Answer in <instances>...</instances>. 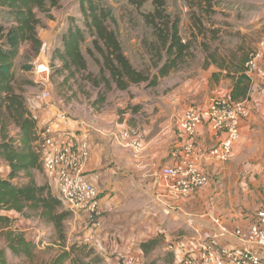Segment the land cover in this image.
<instances>
[{
    "label": "crops",
    "instance_id": "0c3cea01",
    "mask_svg": "<svg viewBox=\"0 0 264 264\" xmlns=\"http://www.w3.org/2000/svg\"><path fill=\"white\" fill-rule=\"evenodd\" d=\"M246 1H236L235 9L241 12L245 23L251 17L247 24L261 30V39L264 34V0ZM50 34L41 39L49 38ZM59 46L63 48L62 41ZM248 59L246 56L245 62ZM57 60L61 66L62 61L59 58ZM215 61H218L216 57L209 63L207 71H202V80L191 79L160 97L163 104L157 111L159 118L154 116L155 120L144 125V132L141 133L146 146L141 154L122 146L113 135L129 128V122H134L131 119L135 116L133 113L137 112L134 105L140 103L135 96L128 97L126 104L121 98L118 103H112L111 108L106 105L92 112L87 107L81 114L77 111L65 112L55 101L44 109L35 111L37 133L43 127H49L52 135L60 141L78 136L89 141L92 154L86 163L85 172L97 188L102 215L99 223L93 224L87 215L73 211L80 227L84 229L82 238L103 257L100 264H173L186 248H190L193 239L197 242L218 231L220 227L217 220L230 229L246 228L256 220V213L264 204V190H258V186H262L264 181L255 177L264 166V87L253 88L254 77L247 73L249 85L238 82L246 63L241 64L243 67L239 68L240 71L231 72L227 62L224 72L233 76L230 77L231 82H225L224 79L214 81L211 77L221 69H217L212 63ZM260 79L264 83L261 77ZM203 84H208V89L212 88V93H217L213 97L243 101L249 115L241 120V136L234 144L232 158L227 162L209 157L201 159L209 182L187 197L176 198L168 194L161 178V168L165 165L174 166L181 160L176 150V134L177 124L185 111L183 112V105L180 107L181 114L177 108L171 111L168 105H177L188 91H193L192 88L195 87L198 92ZM257 84H261L259 79L255 85ZM244 85L246 88L243 94L233 98ZM130 89L132 86L126 90ZM208 97L209 95L205 99ZM110 99L108 97L107 102ZM129 104L130 110L127 114L123 113L128 110L125 108ZM207 104L208 102L197 106L204 108ZM122 115L125 117L122 118ZM173 115L177 116L173 118ZM223 136V133H215L208 124H202L197 135V154L207 155ZM232 166H238L236 170L241 173L240 182L234 185L235 190L232 189L231 178H235ZM1 171L4 176L9 172L6 167ZM180 212L192 214V220L189 223L174 220L173 218H181ZM162 229L168 234L165 239L159 236ZM184 230H189L192 235L183 234ZM179 238L181 241L184 239L185 247L182 249L176 246L171 249L170 242ZM219 242L239 246L236 238L231 236H222Z\"/></svg>",
    "mask_w": 264,
    "mask_h": 264
},
{
    "label": "rangeland",
    "instance_id": "374dc122",
    "mask_svg": "<svg viewBox=\"0 0 264 264\" xmlns=\"http://www.w3.org/2000/svg\"><path fill=\"white\" fill-rule=\"evenodd\" d=\"M97 1L101 6L112 10L115 21H109V26L117 32L118 38L123 46L124 54L137 69L148 75L151 80L154 75H157V84L151 85L150 81H148L133 84L130 90H111L107 93V99L108 97L111 98L110 101L107 102L106 99L104 103H98L97 98L99 92L102 90L104 91V87H94L86 79L88 72L98 74L100 71V65L97 63L96 58H101V56L93 45L92 37L90 36H87V40L83 42V51L88 60V69L78 72L76 77H70L68 80H65V76L59 74L57 71L59 60H57L56 49H62L59 44L65 32L77 25L86 28V23L85 17L81 11V0H60L57 7H48L44 11H37L38 17L41 20L37 29L38 37L41 39L44 35L51 33L49 38L45 40L41 39L42 46L39 52H36L35 45L32 42H25L21 46L20 54L15 60L16 80L14 86L17 91L25 96L27 100L26 105L31 112L42 109V107L35 106L36 104L40 105L41 86L36 81L37 75L34 73L33 63L47 43L49 45L47 55L49 56L51 65L55 64L52 67L53 69L50 77V89L52 92V96L49 100L50 103L55 101L57 105L65 109V112L74 113L77 111L81 114L80 112H82V110L85 112L87 107H89L92 112L106 105L111 108L110 105L114 102L118 103V99L122 98L121 100L126 104V99L128 97L135 96L136 99L140 100V103L134 105L137 112L133 113L135 116L131 117V119H134V122L130 120L131 122H129L128 126L130 125V127L136 129L139 127L138 130L142 133L145 129L144 125L150 124L152 119L155 120L154 116L159 118L157 111H159V107L163 104L160 97L170 93L173 89L183 85L191 79L202 80V71H207L209 63L212 59L214 60L215 57L218 61L212 63L215 64L217 69L221 68L220 70H223L217 71V73H215L216 75L211 77L216 82L221 79H224L225 82H231L233 76L231 77L224 72V70L227 69L225 67L227 62L231 72L238 71L240 67H243L241 64L246 63L245 57H249L255 50H259L262 53L260 65L264 69V34L262 38L259 39L261 30L255 29L253 26L247 24L249 20H251V17L247 19L248 22L245 23L243 21L245 18L242 16L241 12L235 9L234 5L238 0H211V3H209L208 0H164V5L161 7L164 14L169 16L171 20H178L180 35L185 42L188 41L191 43L190 49L185 52V55L178 61V64L172 67L166 75L159 74L158 67L165 62V59H159L156 55V48L160 44L159 37L154 27L146 22L144 15L145 13H152L155 10L156 6L154 5V1L146 0L139 4H133L130 0ZM243 1L247 2L246 0ZM12 20V17L7 15V13H3L0 16V24H4L7 28L11 26ZM89 47L93 50L95 57L87 52V48ZM244 68V73H246V64ZM259 76V74H252V77H254L252 79L253 88L256 86L264 87V83L260 79L261 76ZM257 79L261 81V84L255 85ZM114 88H116L115 85ZM191 88L192 86H190V89ZM192 89L193 91H188L183 100L178 102L177 105H168V108L171 111L177 108L180 113V107L183 105V112H186L191 106L205 104L214 98V95H217L215 92L212 93V88H210L211 90L208 89V84L201 85L198 92H196L195 87ZM28 94L30 95L28 96ZM208 95L209 97L206 98V101L205 97ZM172 106L173 108H171ZM45 107L43 106V109ZM130 108L129 104L125 108L128 110L123 113L127 114ZM137 108H139V110H137ZM176 116L177 115H173V118ZM124 117L125 115H122V118ZM35 120L37 121V119ZM8 121V129L11 135L16 136L18 128L10 119H8ZM155 125L154 121V126ZM44 129L43 127L38 133V151ZM177 135L178 131L176 136ZM176 138L173 140L175 141ZM1 141L2 135L0 132V142ZM178 156L180 158L182 157L179 154ZM3 167H5V164L0 160V169L2 170ZM237 168L238 166H232L235 177L231 178L233 190H235L234 185H236V182L239 183L241 178V173L239 170H236ZM34 174L38 184H47L50 186L53 194L61 199L62 205L59 210L66 211L67 217L64 219L62 228L59 230L55 228L51 221L43 220V218L41 219L36 210H32L31 213L29 212L32 215L28 216V218H21L19 223L15 222V214L10 215L6 211L1 212L0 215L9 214V216L13 218L10 222H5L0 217V251L2 249L6 251L8 264H53L54 260L59 257L64 250L71 251V256L66 259L64 264H74L73 260L76 258L84 259L85 262H87L90 259L92 260L94 256H99L100 261L96 264H100L103 257L96 250H94L92 256L89 257L90 255L87 252H90L91 250H89V248L93 246L87 244L85 242L87 240L82 238L84 237V229L80 227L79 221L75 218L74 211L63 199L57 181L46 173L44 166H42L40 170H34ZM255 177L257 180L261 179L264 181V166H262L261 172ZM17 180L19 182L27 181L26 178L21 176L18 177ZM260 189L261 191L264 190V184L258 186V190ZM239 192L241 193L240 190ZM187 211L193 215H197V213L191 210ZM180 213V219H173L184 220V222L189 223L193 218L192 214ZM12 230H16V233H23L29 240L35 243L36 248L33 250L32 256L25 253H15L9 248L8 232ZM62 234L64 237H61ZM183 234L192 235L189 230H184ZM166 235L168 234H166L163 229L162 232H159V236H163V239L166 238ZM172 236L177 237L178 235ZM73 246L76 247L74 251H72ZM77 246H79L80 249H78ZM83 246H87V251L83 249Z\"/></svg>",
    "mask_w": 264,
    "mask_h": 264
},
{
    "label": "trees",
    "instance_id": "16d2710c",
    "mask_svg": "<svg viewBox=\"0 0 264 264\" xmlns=\"http://www.w3.org/2000/svg\"><path fill=\"white\" fill-rule=\"evenodd\" d=\"M133 4L143 3L146 0H130ZM156 6L152 13H145V20L152 25L159 37L160 44L156 48L159 59L165 62L158 67L160 75H166L172 67L185 55L191 47V43L184 41L180 35L178 20H171L165 15L161 7L164 0H153ZM211 3V0H208ZM60 0H0V16L7 13L12 17L10 27L0 24V160L4 162L9 172L6 176L0 170V213L15 214V222L21 218H28L32 210L38 211V216L43 220L51 221L55 228H62V223L67 217V212L59 210L61 199L56 197L50 186L38 184L34 170H40L43 166L41 155L37 150V121L31 110L26 105L25 96L16 90V64L15 60L20 54L21 46L25 42H32L36 52H39L42 41L37 35V29L41 20L37 11H44L48 7H57ZM81 11L85 17L86 28L77 25L71 27L61 38L63 48L56 49V55L62 61L57 67L59 74L65 76V80L76 77V74L88 69V60L83 51V42L87 36L92 37V43L99 52L101 58H96L100 65L98 74L88 72L86 79L94 87H104L99 92L98 103H104L107 93L114 89L126 90L133 84L150 81L151 85L157 84V75L153 79L137 69L130 59L124 54L123 46L117 32L111 29L109 21H115L110 8L101 6L97 0H81ZM164 51V52H163ZM87 52L95 57L89 47ZM55 64H52L53 67ZM31 69V68H29ZM53 69V68H52ZM238 77V82L249 85V77L244 70ZM245 85L240 87L233 98L243 94ZM238 89V87H237ZM12 121L18 128L16 136L11 135L8 126ZM24 177L26 182H19L18 177ZM30 212V213H29ZM9 214H1L5 222L13 218ZM61 237H64L62 234ZM9 248L15 253H25L32 256L36 245L26 235L16 230L8 232ZM87 246H83L86 249ZM80 249L79 246H77ZM76 249L73 246L72 251ZM91 250L89 257L95 249ZM71 256L70 250H64L53 264H64ZM99 256L87 262L76 258L74 264H96ZM0 264H8L6 251H0Z\"/></svg>",
    "mask_w": 264,
    "mask_h": 264
},
{
    "label": "built area",
    "instance_id": "2783aa9c",
    "mask_svg": "<svg viewBox=\"0 0 264 264\" xmlns=\"http://www.w3.org/2000/svg\"><path fill=\"white\" fill-rule=\"evenodd\" d=\"M264 39V38H263ZM48 43L33 63L36 81L41 86L40 105L48 106L52 92L50 77L52 66L47 52ZM44 54L43 64L39 65ZM262 53L255 50L246 62V73L259 74L264 80V69L260 65ZM37 119L35 112H32ZM249 115L243 101H231L226 97H214L203 108L191 106L183 114L178 124L176 140L177 153L182 156L174 166L161 168V178L169 195L181 198L189 196L194 190L209 182L208 173L203 169L201 159L209 157L220 162H227L233 156V147L241 136V120ZM208 124L215 133H223V139L213 146L207 155L197 154V135L202 124ZM136 128H125L114 139L122 146L141 154L145 149L144 139ZM39 153L44 169L57 181L59 191L72 210L85 214L93 224H98L102 211L95 185L87 178L85 166L90 159L92 149L89 141L80 136L68 141H60L46 127L42 132ZM219 229L203 240L193 239L190 248H186L173 264H264V206L256 213V220L246 228L230 229L219 220ZM236 238L239 246L223 245L220 237ZM183 241V242H182ZM170 242L169 247H185L184 239Z\"/></svg>",
    "mask_w": 264,
    "mask_h": 264
},
{
    "label": "water",
    "instance_id": "95a60500",
    "mask_svg": "<svg viewBox=\"0 0 264 264\" xmlns=\"http://www.w3.org/2000/svg\"><path fill=\"white\" fill-rule=\"evenodd\" d=\"M44 58H45V55L42 54V55L40 56V58H39V61H38V64H39V65H42V64H43V60H44Z\"/></svg>",
    "mask_w": 264,
    "mask_h": 264
}]
</instances>
